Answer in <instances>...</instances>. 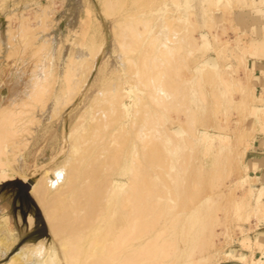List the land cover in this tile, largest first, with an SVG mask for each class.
Masks as SVG:
<instances>
[{"label":"rangeland","instance_id":"obj_1","mask_svg":"<svg viewBox=\"0 0 264 264\" xmlns=\"http://www.w3.org/2000/svg\"><path fill=\"white\" fill-rule=\"evenodd\" d=\"M263 36L264 0H0V264L39 250L64 264L40 182L58 177L53 198L85 146L109 162L127 137L101 173L125 196L144 139L158 144L146 235L167 246L160 264H264V105L249 69Z\"/></svg>","mask_w":264,"mask_h":264},{"label":"bare ground","instance_id":"obj_2","mask_svg":"<svg viewBox=\"0 0 264 264\" xmlns=\"http://www.w3.org/2000/svg\"><path fill=\"white\" fill-rule=\"evenodd\" d=\"M131 30L133 32L138 31L135 28H131ZM136 38H134L133 40L131 39L128 42V44H130L131 47L133 46V48L135 49H137L138 47V44H137L138 42ZM136 44L137 46L135 47ZM126 47H127V44H126ZM131 49L129 46L128 50L130 51ZM134 57L135 56H133L132 58L131 56L130 59L128 60H131V64L135 66L136 68H138L141 64V61L143 60L140 59L141 60L140 61L138 57H137L138 60L136 57L134 59ZM97 65H98V60L94 64L95 69L96 67H98ZM94 71L95 70L93 69V72ZM93 72H92V75H93ZM150 73L149 75L150 77H152L153 74H150ZM141 76H143V74ZM147 76L145 75V79H144V76L141 78V80L142 79L144 80L143 81L144 83H148L151 80H153V78L150 79V77H148L150 79L149 81V79H147ZM167 82L170 83L171 79H170V82L169 81ZM85 84L86 82H84L83 85ZM174 84L171 83L173 87H174ZM145 121H148V119H146ZM149 129L151 131V127L147 128V131ZM140 130L141 131L143 130L145 132L144 129H140ZM129 140L131 141V139ZM129 140L127 137L126 142L128 143L127 144L128 148L127 147L125 148V146H123L126 143L123 140H121V143H124V144L120 146L116 145L115 146L116 150L112 148V150L113 149L114 150H113V153L111 152L112 150L110 151L111 154L108 153L109 151L107 152L110 156L113 154L112 157L114 158V160H112L113 158L108 157L110 161H112L111 162L112 164L109 163L110 161L108 162L106 160H105L106 163L101 162L102 160L98 161L97 160L98 155L94 153L93 155L90 154L91 151L87 148L89 145L85 146L84 148H86V150H89V151H86L83 148L81 150L82 152L80 151L79 156H77L78 159H80V162L83 163V166H84L82 167L83 170L79 169L81 168L79 167L80 165H82L81 163H79V165L72 164L69 170L70 172L67 175L68 188H65V189L61 188L60 187L61 184H59L60 185L58 187L59 191L55 187L58 192L55 194L53 198L49 197L50 194L48 195L46 191L49 190L48 188L53 187L51 186V184H53V182L58 177L56 176L57 178L52 183L50 182V185H47L48 188L46 185H44L45 183L40 182V186H39L40 188H38L37 192H39L38 195L40 196V199L43 205H45L46 207V212H47L48 217H50L52 221V227H53L54 232H56V234H61L60 235L61 238L60 237L59 238L61 241V245L63 247L62 249L63 252L61 254L63 255V259L65 261V263L62 261L64 264H145V263L153 264L154 261H156L155 260L156 257H159L157 258L159 260L158 262L156 261L157 263H154V264H158V263L160 264L159 261L167 255L168 251L166 250L162 251L163 249L162 250L160 249L161 246L160 247L158 246L161 251H159L157 247H156L157 249H155L152 247V245L149 246L148 244H151V242L149 243V240L151 238L146 235L148 234V232L152 230V229L150 230V228H153L152 227L153 224H155V219L153 215L157 217L159 214L158 212H157L158 214H153L154 209L152 208L154 206L152 207L151 205L154 202L152 204L150 202L153 196V193L151 190L152 186L150 184L152 181L151 179L154 176L153 175L152 178L150 179L151 174L153 173L151 172V168L154 169L153 168L154 165H161L162 163H164L162 162L160 154H158L159 153L158 144L157 143L153 144L151 143V140L144 139V141H146L145 144H143L144 146L142 150L144 154V160L140 161L141 163L136 161L135 159H134L135 161L132 160L134 169L132 167V170H133L132 175L128 176L129 184L126 187H124L125 188L124 192H126V195L125 196L123 195V197L121 196L122 199H120L121 197L119 199H117L116 197V194H117L116 189H115L116 184H114V180L112 179L111 176L110 178L107 177L110 174L106 176L107 173L105 175L101 173L104 170H107L109 168L111 169L110 165H112V167H114L115 165H118L119 160L121 158L120 154L122 153L126 154L127 152H130V150H132L133 147H131ZM86 141H89L88 138L86 139ZM149 141L151 144L149 143ZM1 142H3V140ZM80 155H81V158H80ZM1 157L2 156H0V159ZM3 161L4 162H2V159H1L0 164L1 163L8 164L6 160H3ZM162 166L163 164L161 165V168ZM61 173L64 174L63 171H61ZM58 174L59 173H57V175ZM60 176H62V174L59 175V177ZM47 177H48V172H47L46 178ZM50 177H48V179L49 181H52V178L50 180ZM43 181L45 180L43 179ZM49 181L46 180V182H49ZM45 193H46V196H45ZM69 197L72 198V200ZM154 197H157V195L156 196L154 195ZM64 199H65V203H62L64 202ZM67 199L70 201L69 203ZM103 208H105L104 211H103ZM108 208H110V210ZM142 239L145 241V243L144 241H142ZM160 244L162 245V243ZM165 244L167 245V243ZM148 247H151V248H148ZM164 247L165 246L161 248H164ZM31 252H32L31 254L36 255V258H37L36 263L34 261V264H55L57 261V260L56 261L53 260L52 258L53 255L45 257L40 250L38 252L36 251L35 252L31 251ZM18 254L19 253H14L13 255H11L8 258L6 264H21V263L25 264L26 263L25 261H23L25 263L23 262L19 263L21 260L20 259L18 260V257H17L19 256ZM151 257L152 258L154 257L153 263L150 260ZM17 260L19 262H17ZM145 260L148 261V263ZM164 262L165 261L163 262L161 261V263H164ZM56 264H59V263H56Z\"/></svg>","mask_w":264,"mask_h":264},{"label":"crops","instance_id":"obj_3","mask_svg":"<svg viewBox=\"0 0 264 264\" xmlns=\"http://www.w3.org/2000/svg\"><path fill=\"white\" fill-rule=\"evenodd\" d=\"M251 43L255 46V49L251 51L257 55L249 58V69H251L255 79L256 92L259 97L258 107H261L264 105V36L253 38ZM256 151L257 157L264 154V136L259 139ZM257 160H259V158H257Z\"/></svg>","mask_w":264,"mask_h":264},{"label":"water","instance_id":"obj_4","mask_svg":"<svg viewBox=\"0 0 264 264\" xmlns=\"http://www.w3.org/2000/svg\"><path fill=\"white\" fill-rule=\"evenodd\" d=\"M23 242V241H22Z\"/></svg>","mask_w":264,"mask_h":264}]
</instances>
